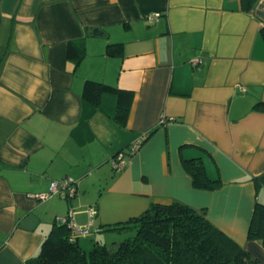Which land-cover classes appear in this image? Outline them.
Segmentation results:
<instances>
[{"label": "crops", "instance_id": "obj_1", "mask_svg": "<svg viewBox=\"0 0 264 264\" xmlns=\"http://www.w3.org/2000/svg\"><path fill=\"white\" fill-rule=\"evenodd\" d=\"M262 27L264 0H0V264H31L69 209L84 227L95 207L101 228L173 201L204 209L264 264L247 236L264 204ZM87 80L133 91L125 125L114 92L97 105L83 96ZM143 134L116 169L114 154ZM190 159L221 185L195 187ZM67 177L71 199L32 196Z\"/></svg>", "mask_w": 264, "mask_h": 264}, {"label": "trees", "instance_id": "obj_2", "mask_svg": "<svg viewBox=\"0 0 264 264\" xmlns=\"http://www.w3.org/2000/svg\"><path fill=\"white\" fill-rule=\"evenodd\" d=\"M254 0H242L243 7L250 10ZM264 37V27L260 30ZM83 53V41H70ZM115 51L116 44H109ZM78 58H76L77 62ZM116 94L113 118L121 125L128 119L134 93L103 82L87 80L83 96L93 104L99 103L102 92ZM253 108L264 110L259 101ZM115 155V154H114ZM192 183L198 188L214 189L221 185L219 179H210L200 159L184 162ZM108 225V224H107ZM106 226V225H105ZM109 228L134 227L135 234L117 245L109 246L95 242L85 251L78 243L67 222H56L42 240L39 252L28 259L31 264H259L240 244L212 223L204 209L187 204L151 203L138 215L124 221L111 223ZM247 236L264 244V204L256 201L248 227Z\"/></svg>", "mask_w": 264, "mask_h": 264}, {"label": "built area", "instance_id": "obj_3", "mask_svg": "<svg viewBox=\"0 0 264 264\" xmlns=\"http://www.w3.org/2000/svg\"><path fill=\"white\" fill-rule=\"evenodd\" d=\"M160 14H161L160 11H152L150 13H147L145 16L146 21L149 24H154L157 22ZM198 61L199 59L193 58L192 64H196ZM164 120L165 118L162 117L161 122L163 123ZM146 136L147 134H143L138 140L132 142L126 148L115 153V155L112 157L113 166L116 169H121L126 164L125 156L135 153L136 150L141 146V144L145 140ZM75 192H76V188L74 186L73 179L70 177H67L61 180H52L49 183L47 191L36 193V194H33L32 196L39 198V199H46L53 193H60L64 195L65 197H67L68 199H71L74 196ZM86 211H87L89 221H88V224L85 225L84 227H80L75 223L74 213H73V210L71 209H69L66 216L57 217L56 221L62 222V223L67 222L68 226L72 229L73 233L79 236L81 234H85L89 232L92 218L96 214V209L93 206L88 207Z\"/></svg>", "mask_w": 264, "mask_h": 264}, {"label": "rangeland", "instance_id": "obj_4", "mask_svg": "<svg viewBox=\"0 0 264 264\" xmlns=\"http://www.w3.org/2000/svg\"><path fill=\"white\" fill-rule=\"evenodd\" d=\"M109 225L111 224L104 225L101 228H94L91 225L88 233L79 235L78 243L85 251H88L92 248L95 242L114 246L135 234L134 227L109 228Z\"/></svg>", "mask_w": 264, "mask_h": 264}, {"label": "water", "instance_id": "obj_5", "mask_svg": "<svg viewBox=\"0 0 264 264\" xmlns=\"http://www.w3.org/2000/svg\"><path fill=\"white\" fill-rule=\"evenodd\" d=\"M93 33H94V34H99V33H101V30L98 29V28H94V29H93Z\"/></svg>", "mask_w": 264, "mask_h": 264}]
</instances>
